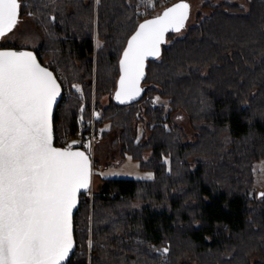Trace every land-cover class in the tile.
<instances>
[{
  "label": "trees",
  "instance_id": "trees-1",
  "mask_svg": "<svg viewBox=\"0 0 264 264\" xmlns=\"http://www.w3.org/2000/svg\"><path fill=\"white\" fill-rule=\"evenodd\" d=\"M20 3L21 15L41 30L40 59L64 95L72 91L56 111V142L68 133L84 146L89 135L97 33L95 98L111 123L104 134L115 131L123 157L131 154L154 172L150 179L106 178L92 204L90 192L82 194L77 248L67 264H264V197L252 192L254 163L264 159V0L206 1L211 12L200 11L182 35L167 34L159 58L147 61L141 96L125 103L116 99L119 61L138 26L156 16L151 0ZM77 81L83 94L73 89ZM158 95L166 102L154 103ZM180 115L189 118L195 140Z\"/></svg>",
  "mask_w": 264,
  "mask_h": 264
},
{
  "label": "snow or ice",
  "instance_id": "snow-or-ice-1",
  "mask_svg": "<svg viewBox=\"0 0 264 264\" xmlns=\"http://www.w3.org/2000/svg\"><path fill=\"white\" fill-rule=\"evenodd\" d=\"M20 9V0H0V38L15 29ZM189 14L181 2L138 26L119 61L118 101L141 94L145 61L159 58L166 34L179 33ZM60 94V83L32 52L0 51V264H63L73 249L72 213L89 188L91 161L71 146H53Z\"/></svg>",
  "mask_w": 264,
  "mask_h": 264
},
{
  "label": "rangeland",
  "instance_id": "rangeland-1",
  "mask_svg": "<svg viewBox=\"0 0 264 264\" xmlns=\"http://www.w3.org/2000/svg\"><path fill=\"white\" fill-rule=\"evenodd\" d=\"M206 1H211L213 3H220L224 1H231V2H239L241 4L247 5V0H176L172 5L166 6L171 0L165 1L162 0V2L158 5L156 4L155 0H151V2L154 4V7H152V13L157 15H160L163 11H166L168 8L174 6L177 3L181 2H187L190 5V14L189 18L186 22L185 27L181 30L179 35H182L184 31L190 26L196 23L198 13L202 11L204 14H209L211 12L210 9H206L203 7V4ZM31 12V11H30ZM29 12V13H30ZM33 13V11H32ZM95 53H94V72H93V97H92V118L90 119V122H88L85 127L90 128L91 131V121L93 119L95 120L94 123V128H95V139L92 144V147L94 149V160L96 163V168L94 170V175H93V181H92V191L96 192L99 187L103 185L105 182L106 178L110 177H133V178H143V179H150L154 177V172L152 170L148 169H143L141 167V162L140 160L136 159L133 155L127 154L125 157L120 153V148H121V143L120 141H115L117 134L115 131L111 132L109 136L107 137L104 133L106 130L111 128V123L103 118L102 114V109L96 102V61H97V49L101 44V39L97 36V33L95 34ZM169 41L168 36L166 34V43ZM42 42V33L41 30L36 26V24L29 19V17L21 15L20 18L18 19V24L15 27V29L8 33L6 36L0 38V46L13 43L14 46L17 47H29V48H37L41 45ZM165 44V43H164ZM61 75L64 76V71L61 72ZM67 79H65L66 83ZM74 85H78L80 88V91H76L77 93L83 94V83L82 82H75ZM73 89L76 90L75 87ZM72 96V91L68 89L66 91V94L64 95L65 99H69ZM83 96V95H82ZM113 96V92L107 93L101 98V106H107L111 98ZM63 98V99H64ZM159 98V99H157ZM149 99V98H148ZM154 103H165L166 100L162 98L161 96H156L153 99ZM87 104V102L84 100L83 104L81 106L80 112L84 111V107ZM98 108V112L94 111V108ZM83 115V113H80ZM178 120H181L182 124L186 128L188 132V139L190 140H195L197 137V132L192 128L191 122L188 117H183L182 115L175 117ZM98 119H103V122L100 125V128L98 131L96 130V122ZM80 122L82 125L85 123V119L83 117L80 118ZM83 130V126L80 127L79 131ZM145 134V123H140L138 127V138H142ZM89 137V135H88ZM85 139L84 144L86 142L88 143L87 145L90 144V139L89 138ZM60 139L63 140L61 141L62 143L67 141V143H71L75 140L70 139V135L63 134L60 136ZM112 139L115 141L112 142ZM117 143V144H116ZM113 144H116L115 147ZM151 153L148 152L147 156H149ZM168 159V158H167ZM98 163H102V167H97ZM254 173H255V183L253 187V193L256 195L258 194L259 197H264V195H259V193L264 194V159L259 160L254 163ZM90 203L92 204V199L90 197ZM90 204V206H92ZM92 218V210L90 214V222ZM91 231V229H90Z\"/></svg>",
  "mask_w": 264,
  "mask_h": 264
},
{
  "label": "water",
  "instance_id": "water-1",
  "mask_svg": "<svg viewBox=\"0 0 264 264\" xmlns=\"http://www.w3.org/2000/svg\"><path fill=\"white\" fill-rule=\"evenodd\" d=\"M163 12H164V11H163ZM163 12H162L160 15H162ZM157 16H159V15H157ZM157 16H155V17H153V18H150V19H154V18H156ZM19 18H20V13H19ZM150 19H148V20H150ZM145 21H146V20H145ZM145 21H144V22H145ZM134 34H135V33H134ZM134 34H133V35H134ZM4 50H11V51H30V52H32L33 55L36 56L37 61L41 64V66H42V67H46L49 71H51V72L53 73V75L56 77L57 82L60 83V85H61V94H60V96L57 97L56 103L53 105V111H52V134H53V146L56 147V148H61V149H66V148H68V147L60 146V145H58V144L56 143V134H55V133H56V132H55V115H56V111H57L58 105H59V103L63 100V97H64V87H63V84H62L61 80L59 79L58 75L56 74V72L54 71V69H52L51 67L47 66L45 63L42 62V60L40 59V57H39V55H38L36 49L29 48V47H0V51H4ZM161 51H162V45H161ZM149 58H151V57H149ZM149 58H148V59H149ZM148 59L145 61V70H144V71H145V74H146V65H147V61H148ZM144 77H145V75H144ZM143 79H144V78H143ZM143 79H142L141 82H140V87H141V88H142V82H143ZM118 88H119V86H118ZM117 91H118V90H117ZM141 94H142V92H141ZM141 94H140L138 97H136L135 99H133V100L138 99V98L141 96ZM133 100H128V101H126V102H131V101H133ZM73 143H74V142H72V144H73ZM71 150H73V151H83V152H85L86 155L89 156V159H90V161H91V173H92V175H91V178H90V185H89V188L86 189V190H81L80 194L78 195L77 206L73 209V213H72V227H73V240H74V246H73L72 251L69 253V257H68V259L65 260V261L63 262V264H67V262L70 260V258L73 256V254H74L75 251H76V248H77L76 225H75L76 214H77V211L79 210V207H80V205H81V196H82V194H83V193H87V192H89V191L91 190V188H92V181H93V163H92V157H91L90 153H89L86 149H84L83 147H80V146H72V147H71ZM259 195H262V193H260Z\"/></svg>",
  "mask_w": 264,
  "mask_h": 264
},
{
  "label": "built area",
  "instance_id": "built-area-1",
  "mask_svg": "<svg viewBox=\"0 0 264 264\" xmlns=\"http://www.w3.org/2000/svg\"><path fill=\"white\" fill-rule=\"evenodd\" d=\"M30 13H32V11L30 12ZM94 111L95 112H98L99 110H98V108L96 107V108H94ZM94 123H95V120L93 119V121H91V131L89 132V139H90V147H89V145H87L88 143L86 142V144H85V149L91 154V156H92V159H93V167H94V169L96 168V163H95V160H94V149H93V147H92V144H93V142H94V139H95V128H94ZM61 141H63V140H60L59 142V145H61V146H64V147H69L70 145H71V143L69 142V143H67V141H65V142H61ZM103 166V164L102 163H98L97 164V167H102ZM90 197H91V199H92V197H93V191H92V189H91V191H90Z\"/></svg>",
  "mask_w": 264,
  "mask_h": 264
},
{
  "label": "flooded vegetation",
  "instance_id": "flooded-vegetation-1",
  "mask_svg": "<svg viewBox=\"0 0 264 264\" xmlns=\"http://www.w3.org/2000/svg\"><path fill=\"white\" fill-rule=\"evenodd\" d=\"M20 14H21V12H20Z\"/></svg>",
  "mask_w": 264,
  "mask_h": 264
}]
</instances>
